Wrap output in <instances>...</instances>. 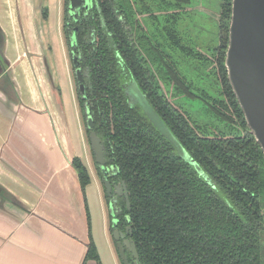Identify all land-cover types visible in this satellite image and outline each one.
I'll use <instances>...</instances> for the list:
<instances>
[{
	"label": "trees",
	"instance_id": "16d2710c",
	"mask_svg": "<svg viewBox=\"0 0 264 264\" xmlns=\"http://www.w3.org/2000/svg\"><path fill=\"white\" fill-rule=\"evenodd\" d=\"M179 1L161 0L169 8ZM226 5L219 53L213 59L192 56L198 70L190 81L173 75L177 107L154 86V74L143 64L133 34L138 31L133 0H94V7L77 22L65 15L64 36L70 42L75 34L71 49L82 54L83 65L90 69L93 87L88 88L86 100L97 118L105 156L127 184L131 208L127 210L125 202L122 207L129 221L121 215L120 224L132 227L138 264H261L264 153L228 80L225 52L231 0ZM118 11L124 13L132 32H126ZM92 32L97 35L94 43ZM116 52L132 67L143 90L146 86L150 90L148 98L165 125L211 183L126 103ZM73 166L85 191L91 182L89 170L80 157L73 159ZM89 260L102 264L92 235L83 264Z\"/></svg>",
	"mask_w": 264,
	"mask_h": 264
},
{
	"label": "crops",
	"instance_id": "0c3cea01",
	"mask_svg": "<svg viewBox=\"0 0 264 264\" xmlns=\"http://www.w3.org/2000/svg\"><path fill=\"white\" fill-rule=\"evenodd\" d=\"M44 1L0 0L22 100L0 89V264H83L92 235L73 136L44 63L52 58Z\"/></svg>",
	"mask_w": 264,
	"mask_h": 264
},
{
	"label": "flooded vegetation",
	"instance_id": "af4514ba",
	"mask_svg": "<svg viewBox=\"0 0 264 264\" xmlns=\"http://www.w3.org/2000/svg\"><path fill=\"white\" fill-rule=\"evenodd\" d=\"M70 2L71 0H64V5L66 9L64 10V16L62 19V23H63L62 28L64 26V18L66 14L77 22L82 19L83 15L88 14V12L94 7V0H88V5L87 4L83 5L79 10L70 9L69 7ZM192 2L193 0H180L179 3H175V4L173 3V7L169 8V6L162 3L161 0H133V5L136 8L135 16H136V20L138 21V24H136V26H138V31H133V34L135 36V39L138 38L137 40L139 43L137 47L141 53V56L145 60L143 64L146 69H149L150 72L154 74V81H153L154 86H159V91L161 92V94H163L165 98L175 107H177L176 99L179 98L173 97V85H174L173 75L175 73H178L180 77L185 76L187 80L189 81L192 80L195 75V72L198 70L197 69L198 64L197 65L194 64L193 59L191 57L196 55L198 58L213 59L214 55L215 54L217 55L219 53L220 46L222 45V39L225 37L224 21L227 20L226 19V14L228 12L226 5L227 0H223L221 4L220 15L218 17L219 30H220L219 45L215 48L208 49L207 51H202L196 46L193 47L189 45L187 42H185V39L181 35V32L179 30V22L183 18V14L188 12L187 10ZM48 4H49V0H46L42 2V6H41L42 15L46 22H48V13H47L49 7ZM116 7L117 6H115V8ZM230 8L232 14V0H231ZM116 16L118 20L123 24L126 32L129 33L132 32L130 24H127L126 22L124 13L118 11ZM230 22H231V17L229 20L227 48L229 45ZM96 31L97 30H94V32ZM94 32L91 33L92 34L91 41L93 43L97 40V35ZM128 36L131 39H133L132 35L128 34ZM65 41L68 47L72 77H73V82L75 84L74 89L76 91L77 101L79 106V113L77 117L79 130L81 133V137L86 138L87 149L91 152V155L93 157V161L95 165V167L93 166L95 169L94 179L96 180L97 185H99L98 181L101 183L103 187L102 191L105 195V199L109 206V211L110 213L111 211L113 212V217H112L113 219L111 220L110 230L113 233L115 228H117L122 234H125V237L121 238V240H124L125 238L128 237L133 240L131 225L126 223L124 226H121L120 224L121 215L124 216L125 222L129 221V216L127 214H124L125 210L122 207V202H125L126 209L130 210L131 208L127 184L122 178H120L119 168L109 163L107 157L105 156V146L102 142L99 132L97 131L98 130L97 118L93 115V112L91 110V103L89 102L88 98L86 100L88 88L93 87L92 82L90 80V76H91L90 69H88L86 66L83 65L82 54H79L74 49H71L76 44L75 34L71 35L70 42L69 41L67 42L66 38ZM6 46H7V35L0 25V89L3 91V93L10 101H16L17 103L21 104L22 101L21 95L17 89L16 79L13 77L11 73L12 63L7 56ZM227 48L225 52V58H226ZM116 56L119 58V64L123 72L122 87L125 93L126 103L130 106V108L137 109V111L141 112V114L144 115L147 118V120L153 124V122L150 120L149 116L145 112L147 110V106H150L156 112L158 118L161 121H163L156 109V106H154L151 100L148 98V94L150 90L147 89L146 85L149 86V82L142 81V84L146 86V88H144L145 89L144 91L139 84V79L135 77L132 71V67L125 65L127 64L126 59L119 52H116ZM51 57L52 58L49 57L50 60L46 59V62H44L47 65L48 70L50 72V74L47 77L49 78L50 83L53 85L52 87H53L54 96L56 97L57 100L58 99L60 100V103L58 104H60V107H62L65 118L68 119L66 110L62 105V98H60L62 90L59 86V83L56 82L58 79L57 69L52 54ZM154 59L156 61H154ZM173 68H174V72H173ZM78 69H80L82 81H79L78 72H77ZM49 97L51 99L50 93H49ZM104 97H108L107 101L111 102L109 101V95H105ZM82 107H84V110H82ZM67 123H68V131L72 136L73 132L71 131V122L67 120ZM93 132H95L96 135L100 138L101 144L103 145L104 148V156L107 161L104 166H102L100 163L97 162L95 153L91 146V134ZM75 157H80L81 160L83 161L82 157L79 156V152L75 150V154L72 158V164H73V159ZM84 164L87 166L85 162ZM87 168L89 170L88 166ZM104 170H106V173ZM89 173L92 181L93 174L90 170ZM127 197L129 201V206L127 203ZM115 220H117L116 227H114L113 225ZM262 233H264V229L262 230ZM117 242L118 240L114 241L116 247H117ZM261 247H262L261 264H264L263 246ZM136 250L138 254V259L134 256L130 248L125 246L124 254L127 257V260H124L122 254H120V251L117 248L122 264H138L139 253L137 246H136Z\"/></svg>",
	"mask_w": 264,
	"mask_h": 264
},
{
	"label": "rangeland",
	"instance_id": "374dc122",
	"mask_svg": "<svg viewBox=\"0 0 264 264\" xmlns=\"http://www.w3.org/2000/svg\"><path fill=\"white\" fill-rule=\"evenodd\" d=\"M222 2L223 0H193L187 10L188 12L183 14V18L179 22V30L185 42L193 47L196 46L202 51H207L219 45L220 30L218 17ZM48 6V30L51 40L50 51L57 69L58 79L56 82L59 83L62 90L60 98H62V105L68 116L67 120L71 122L75 150L79 152V156L87 164L94 178L95 165L93 157L87 149L86 138L81 137L78 126L79 106L74 89L75 84L72 77L68 47L62 28V19L64 10L66 9L64 0H49ZM37 8H39L38 4ZM145 112L153 124L157 128L158 126L160 127L161 122L156 112L150 106H147ZM98 184L97 187V184L95 185L91 181L85 188L94 242L102 264H122L110 230L113 212L111 211L110 213L109 211V206L102 191L103 187L99 181ZM262 246L264 253V233L262 234Z\"/></svg>",
	"mask_w": 264,
	"mask_h": 264
},
{
	"label": "water",
	"instance_id": "95a60500",
	"mask_svg": "<svg viewBox=\"0 0 264 264\" xmlns=\"http://www.w3.org/2000/svg\"><path fill=\"white\" fill-rule=\"evenodd\" d=\"M85 4L88 5V0H71L69 7L79 10ZM225 66L249 130L264 152V0H232L230 36ZM77 72L79 81H82L80 69ZM160 122L158 129L176 146L179 155L193 164L197 171L210 182L209 176L175 135L163 121L160 120ZM91 146L97 162L104 166L107 162L104 148L95 132L91 134ZM104 171L106 173V170ZM127 203L129 206L128 197ZM116 221L113 223L114 227L117 225ZM111 235L113 241L118 240L116 248L119 249L124 260H127L124 254L125 246L129 247L138 259L136 244L131 238L121 240L125 234L117 228L113 233L111 232Z\"/></svg>",
	"mask_w": 264,
	"mask_h": 264
}]
</instances>
